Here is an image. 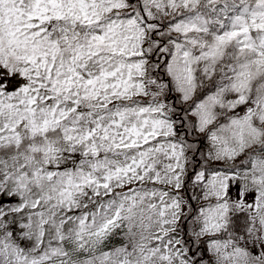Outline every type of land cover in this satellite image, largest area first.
<instances>
[{"label":"snow or ice","instance_id":"obj_1","mask_svg":"<svg viewBox=\"0 0 264 264\" xmlns=\"http://www.w3.org/2000/svg\"><path fill=\"white\" fill-rule=\"evenodd\" d=\"M0 264H264V0H0Z\"/></svg>","mask_w":264,"mask_h":264}]
</instances>
